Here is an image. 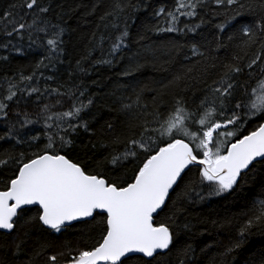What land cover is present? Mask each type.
Returning a JSON list of instances; mask_svg holds the SVG:
<instances>
[{
  "label": "snow or ice",
  "instance_id": "6c2138e0",
  "mask_svg": "<svg viewBox=\"0 0 264 264\" xmlns=\"http://www.w3.org/2000/svg\"><path fill=\"white\" fill-rule=\"evenodd\" d=\"M142 2L147 11L146 0ZM140 8L141 3L132 0H115L101 17H111L116 34L108 38L107 49L100 38L96 47L101 59L96 64L119 62L131 39V17L122 14ZM206 8L227 19L216 25L212 40L202 37L200 47L215 44L218 51L239 40L237 48L251 51L250 56L244 52L246 63L241 67L242 57L233 56V63L224 64L223 71L212 79L207 62L216 60L210 55L213 49L207 47L206 54L196 43L191 44L192 56L203 61H197L196 73H187L189 80L203 85L201 96L192 101L194 107L177 92L167 101L163 96L154 97L149 110L148 104L139 103L138 93L139 117L126 125L122 140L114 141L122 150H113L94 167L71 152L81 131L91 133L86 117L93 99L86 96L82 85L71 81L56 88L47 86L49 81L55 82L54 77H44L41 71L63 63L65 29L49 18L52 0H14L0 12V49L17 54L41 50L30 75L6 76L2 79L5 87H0V119L6 125L0 130V140L24 148L0 154V168L8 170L7 174L0 172V235L20 233L29 225L59 234L95 221L99 234L91 244L76 249L65 246L57 254L64 264H161L159 257L171 252L175 243L173 217L178 215V205L212 198L243 199L257 184L260 198L253 200L252 214L239 235L243 239L249 230L264 228V90L257 102V89L238 82L245 70L248 80L259 76L264 82V5L261 14L248 19L245 10L253 9L248 0H178L170 10L163 6L153 9L151 18L156 23H142L136 42L143 44L152 36L163 40L167 33H195L205 22L199 14ZM192 18L199 22H184ZM229 28L231 34L221 40L220 34ZM166 46L173 52L179 48L172 41ZM77 69L84 71L80 61ZM40 79L45 80L43 89L37 86ZM49 97L54 104L46 102ZM33 104L38 109L35 118L27 110L21 111ZM130 107L122 105L124 110ZM253 121L251 129H246ZM107 127L112 129L111 124ZM129 164L133 165L130 171ZM239 246L226 249L225 255ZM20 248L19 243L15 245L14 257L18 258ZM57 255L47 257L50 264H58ZM247 264H264V247L252 250Z\"/></svg>",
  "mask_w": 264,
  "mask_h": 264
},
{
  "label": "trees",
  "instance_id": "16d2710c",
  "mask_svg": "<svg viewBox=\"0 0 264 264\" xmlns=\"http://www.w3.org/2000/svg\"><path fill=\"white\" fill-rule=\"evenodd\" d=\"M12 2L14 0H0V12ZM132 2L141 3V8L135 13L122 14L131 17L128 20L131 36L128 49L124 50L118 63L101 65L95 63L101 59L100 50L96 46L103 37L102 47L107 49L108 38L116 34L110 26L111 17L103 20L101 17L111 10L115 0H52L54 9L49 18L65 29L63 63L57 64L55 69H41V71L44 77H54L55 82L49 81L47 86L56 88L59 84L71 81L82 85L86 89V96L93 99L90 115L86 117L91 124V133L81 131L71 149L73 155L79 156L83 163L93 167L98 162H104L105 157L113 150H122L114 141L122 140L126 133V125L138 119L141 111L137 104L138 93L139 103L148 104L149 110L154 97L159 99L163 96L167 101L177 92L194 107L192 101L201 96L203 85L198 80H189L187 73L189 70L196 73L199 67L197 61L200 63L203 61L199 57L192 56L191 44L196 43L199 50L205 51L206 54L207 47L213 49L210 55L216 60L210 59L207 62L210 65L208 74L212 79L223 71L224 64L233 63V56L242 57L239 61L241 67L247 61L244 52L248 50H241L235 46L240 43L239 40L218 51L215 50V44L200 47L203 43L202 37L212 40L217 34L216 25L224 23L227 19L224 15H213L211 8L200 12L199 15L205 22L195 33H188L185 36L167 33L163 34L166 39L161 40L152 36L151 40L146 39L143 44H138L136 37L138 30L142 31V23L149 26L156 23L155 19L151 18L153 9L163 6L166 10H170L176 6L178 0H146L147 11L142 0H132ZM248 2L253 5L251 11L245 10L248 19L261 14L264 0H248ZM215 11L223 12L219 8ZM184 22L196 24L199 19L192 18ZM231 32L232 29L229 28L226 33L220 34L221 40ZM168 41L176 43L179 46L178 50L173 52L169 46H166ZM40 51L37 48L17 54L0 49V87H5L2 79L6 76L21 72L25 76L30 75L40 58ZM250 55L251 51H248V56ZM5 56L7 60L4 59ZM186 57L188 59H185ZM77 61H80V68L84 71L77 69ZM213 63L215 67H211ZM246 71L238 77V82L248 88L255 87L259 102L261 90H264V82L259 76L254 80H248ZM126 72L129 74L124 75L123 73ZM177 76L181 77L179 81L174 80ZM37 86L43 89L46 86L45 80L40 79ZM46 102L54 104L55 100L49 97ZM125 104L131 107L124 110L122 105ZM25 110L31 113L33 118L38 111L34 104L27 109L21 108V111ZM254 123L255 121L246 125V129H251ZM108 124L112 125L111 130L108 129ZM4 129L6 125L0 119V130ZM244 134H247L246 130ZM23 150V147L15 146L14 142L0 140V154ZM132 167L133 165H127L129 171ZM7 171L5 168H0V172L7 174ZM249 187H253L251 182ZM260 191L257 184L253 187V192L243 199L212 198L203 203L190 202L178 205V215L173 217L177 224L175 243L171 252L159 257L161 264H247V258L252 250L264 247V228L249 230L243 239L239 235L246 219L252 214L253 200L260 198L258 197ZM185 224L188 225L187 229L184 228ZM98 234V225L95 221L78 224L59 234L45 231L39 225H29L20 233L14 232L11 236L0 235V262L6 260L7 264H50L48 256L63 252L65 246L76 249L86 243L91 244ZM18 243L21 248L17 258L13 256V250ZM235 244L240 246L225 255L226 249L233 248ZM42 249L41 255L35 254ZM57 261L58 264H64V258L59 255Z\"/></svg>",
  "mask_w": 264,
  "mask_h": 264
}]
</instances>
